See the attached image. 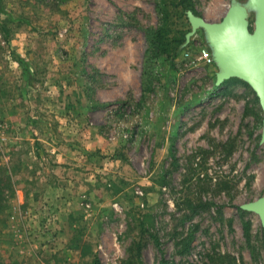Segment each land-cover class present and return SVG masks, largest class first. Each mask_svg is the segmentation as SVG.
<instances>
[{"label": "rangeland", "instance_id": "1", "mask_svg": "<svg viewBox=\"0 0 264 264\" xmlns=\"http://www.w3.org/2000/svg\"><path fill=\"white\" fill-rule=\"evenodd\" d=\"M178 1L0 0V264H264L262 110Z\"/></svg>", "mask_w": 264, "mask_h": 264}, {"label": "water", "instance_id": "2", "mask_svg": "<svg viewBox=\"0 0 264 264\" xmlns=\"http://www.w3.org/2000/svg\"><path fill=\"white\" fill-rule=\"evenodd\" d=\"M250 13H254L252 29ZM185 16L190 29L185 33L182 47L201 29L217 67L215 85L238 78L250 86L262 110L260 140L264 143V0H229L219 21H208L191 9L185 11ZM240 208L256 214L264 228V193Z\"/></svg>", "mask_w": 264, "mask_h": 264}, {"label": "trees", "instance_id": "3", "mask_svg": "<svg viewBox=\"0 0 264 264\" xmlns=\"http://www.w3.org/2000/svg\"><path fill=\"white\" fill-rule=\"evenodd\" d=\"M177 5L182 6L184 9H191L193 10L194 13L197 14L194 8L191 7L190 2L188 0H179ZM159 12L161 14L160 17L161 25L157 29L152 30L150 35L148 34V38H147L148 46L146 49L147 58H149L150 53L162 55V54H168L170 51L169 49L170 42L169 40L166 41L167 35L169 33V29L165 27L163 24L164 22H166L164 9L162 10V8H160ZM181 42L182 41L176 38L173 40V44H176V46L174 47L175 51L172 53V55L174 56L176 55L177 51L179 50V44ZM131 250L133 251V254L130 256L131 260L138 259L140 257V243L133 242L131 246ZM130 263L131 262L129 261L128 264Z\"/></svg>", "mask_w": 264, "mask_h": 264}, {"label": "built area", "instance_id": "4", "mask_svg": "<svg viewBox=\"0 0 264 264\" xmlns=\"http://www.w3.org/2000/svg\"><path fill=\"white\" fill-rule=\"evenodd\" d=\"M200 54L198 59L203 60L206 64H212L213 63V59L212 56L209 52V50H207L204 46H200Z\"/></svg>", "mask_w": 264, "mask_h": 264}, {"label": "crops", "instance_id": "5", "mask_svg": "<svg viewBox=\"0 0 264 264\" xmlns=\"http://www.w3.org/2000/svg\"><path fill=\"white\" fill-rule=\"evenodd\" d=\"M221 5H223V3H222V1H221ZM222 7V6H221ZM220 6L218 7V9H216V15H224V13H223V9L221 8ZM223 13V14H222ZM203 16V18H205L206 20H210V19H212L210 16H208V17H206L205 15H202Z\"/></svg>", "mask_w": 264, "mask_h": 264}]
</instances>
